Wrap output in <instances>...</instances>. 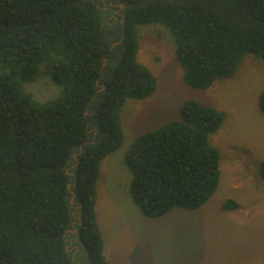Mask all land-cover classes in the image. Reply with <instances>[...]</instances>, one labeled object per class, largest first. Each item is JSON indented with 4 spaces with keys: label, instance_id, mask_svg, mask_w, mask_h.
Segmentation results:
<instances>
[{
    "label": "trees",
    "instance_id": "1",
    "mask_svg": "<svg viewBox=\"0 0 264 264\" xmlns=\"http://www.w3.org/2000/svg\"><path fill=\"white\" fill-rule=\"evenodd\" d=\"M109 1L123 5L120 21H105L95 0H0V264H74L73 229L88 264H111L96 215L101 164L123 144L127 101L157 89L138 60L139 26L171 33L194 89L232 77L247 55L264 60V0ZM43 76L61 92L39 102L24 86ZM259 107L264 115V89ZM225 117L187 100L179 119L134 140L124 162L145 217L195 211L212 198L221 153L210 136ZM259 171L264 180V161ZM222 208L240 206L229 199Z\"/></svg>",
    "mask_w": 264,
    "mask_h": 264
},
{
    "label": "rangeland",
    "instance_id": "2",
    "mask_svg": "<svg viewBox=\"0 0 264 264\" xmlns=\"http://www.w3.org/2000/svg\"><path fill=\"white\" fill-rule=\"evenodd\" d=\"M105 21L119 20L122 7L95 0ZM120 21V20H119ZM138 60L155 76L157 89L145 100H128L121 112L124 141L100 169L96 215L111 264H264V115L259 97L264 89V60L247 55L236 73L207 90L185 83L171 33L160 24L138 28ZM0 67V74L1 72ZM39 102L55 99L61 88L47 76L24 86ZM194 100L225 112L222 128L210 136L221 153V178L212 198L200 209H174L149 219L130 194L132 172L124 162L130 145L141 135L179 119L183 102ZM232 199L240 208L226 211ZM76 209H73L75 215ZM73 225H76L74 222ZM66 234L74 264H88V253L75 236Z\"/></svg>",
    "mask_w": 264,
    "mask_h": 264
},
{
    "label": "water",
    "instance_id": "3",
    "mask_svg": "<svg viewBox=\"0 0 264 264\" xmlns=\"http://www.w3.org/2000/svg\"><path fill=\"white\" fill-rule=\"evenodd\" d=\"M120 6L123 7V5H120ZM122 40H123V37H122ZM122 40L119 41V42H115L114 45H118L119 43L122 42ZM114 45H113V46H114ZM102 90H104V88H103ZM69 188H70V186H69ZM72 203H74V200H73V199H72Z\"/></svg>",
    "mask_w": 264,
    "mask_h": 264
}]
</instances>
